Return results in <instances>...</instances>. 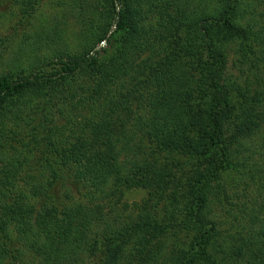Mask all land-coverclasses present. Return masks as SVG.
<instances>
[{"label":"trees","instance_id":"16d2710c","mask_svg":"<svg viewBox=\"0 0 264 264\" xmlns=\"http://www.w3.org/2000/svg\"><path fill=\"white\" fill-rule=\"evenodd\" d=\"M256 2L61 1V11L41 18L35 30L26 32L8 56L6 72L0 73V264H86L85 256L98 252L97 264H133L135 258L141 264H237L235 259L244 255L254 264H264V194L250 223L256 232L247 227L251 237L242 236L238 243L225 240L217 227L218 216L209 213L228 192L226 174L240 166H264L258 161H264V37L255 29ZM71 19L90 22L74 48L67 28ZM116 35L118 48L101 61L106 47L98 43H109ZM233 43L237 46L231 58ZM42 49H49L44 56L39 54ZM142 59L152 61L155 84L149 115L136 125L145 128L158 149L191 151L196 158L183 208L175 198L166 203L171 215L186 211L180 225L193 231V238L162 261L159 251L139 255L167 231L161 221L165 216L156 209L158 201L126 215L103 203L80 200L44 202L36 208L33 199L39 187L32 186L29 194L18 186L19 174L31 157L11 144L24 127L21 123L39 110V101L51 102L52 94L62 92L61 85L85 77L95 80L87 75L96 70L99 90V84L132 77ZM91 146L77 138L68 145L66 162L79 179L100 187L117 170V155L112 146ZM256 155L258 159H252ZM50 169L52 186L61 174ZM140 171H149L148 165L140 164ZM169 176L164 172L154 182L141 180L140 185L153 189V194L165 192ZM14 235L21 244L16 249L8 243Z\"/></svg>","mask_w":264,"mask_h":264},{"label":"rangeland","instance_id":"374dc122","mask_svg":"<svg viewBox=\"0 0 264 264\" xmlns=\"http://www.w3.org/2000/svg\"><path fill=\"white\" fill-rule=\"evenodd\" d=\"M25 1L31 3L0 0V73L6 72L7 58L11 52L16 51L17 42L24 38L26 32L35 30L42 22L41 18L61 11L64 6L61 1L67 5L71 2ZM32 5L34 7L30 8ZM255 13L254 17L258 20L255 29L260 30L257 32L264 37V0H257ZM70 22L67 25L68 35L74 48L84 39L83 32L90 22L79 24L73 19ZM103 45L106 51L102 53L101 61L105 62L118 48L119 37L112 36L109 43H98V47ZM236 46L237 43L230 46L231 58L235 57ZM48 50L42 49L39 54L44 56ZM144 56L147 58L149 53L146 52ZM144 59L140 61L132 77H124L111 85L99 84V90L95 85V80L98 79L94 75L96 70L87 75L96 77L95 80L85 77L80 82L61 85L62 92H58L57 96L52 94V98L48 97L51 102L39 101V110L21 123L24 127L18 136L11 138V144L31 157L29 165H25L19 174L18 186L29 194L32 186L39 187L40 191L33 199L36 208L46 203L69 204L80 200L90 204L103 203L108 209L126 215L137 213L146 203L158 201L156 209L161 217L165 216L162 217L164 221H161L167 226V231L152 240L149 250L142 251L139 255L159 251L162 261L172 256L176 249L188 246L193 238L194 232L180 225L186 217V211H181L180 214H175L174 211L171 215L169 209H166V203L169 198H175L176 204L183 208L185 193L196 169V158L191 151L158 149L145 128L141 129V125L140 128L136 125L137 121L149 115L155 84L154 71L150 69L152 61L145 62ZM251 81L258 87L257 80L252 78ZM79 137L86 139L93 148L114 147L118 168L100 187L79 179L70 169L72 164L66 162L68 145ZM24 144L26 147L23 148ZM254 157L258 159L257 155L252 159ZM245 160L249 161L247 158ZM258 161L264 164L263 160ZM140 164H147L149 171H140ZM51 167H55L61 174L52 186L49 185L54 180ZM164 172L170 175L168 188L163 186L165 192L159 189L158 193L153 194L150 191L153 189L140 185L141 180L154 182ZM224 183L228 192L221 194L224 197L223 203L217 200L209 213L218 216L217 227L225 240L238 243L242 236L249 238L252 232H256L255 225L251 228L250 223L254 218L253 214L258 212V203L264 194V166H240L239 170L226 174ZM255 223L259 224V221L255 219ZM247 227L252 232L247 233ZM0 235L3 233L0 232ZM8 243L12 249L21 245L15 235ZM100 248L104 250V246ZM96 255L85 256L86 264H97L101 256L99 252ZM150 255L152 254H148ZM28 257L32 259L29 255ZM138 260L139 258H135L132 263L141 264ZM235 260L237 264L256 262L249 255Z\"/></svg>","mask_w":264,"mask_h":264}]
</instances>
